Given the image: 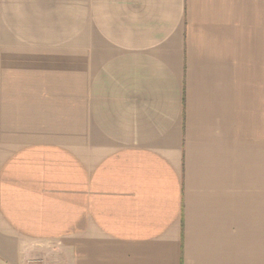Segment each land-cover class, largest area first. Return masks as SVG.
<instances>
[{"label":"crops","instance_id":"obj_1","mask_svg":"<svg viewBox=\"0 0 264 264\" xmlns=\"http://www.w3.org/2000/svg\"><path fill=\"white\" fill-rule=\"evenodd\" d=\"M0 264H264V0H0Z\"/></svg>","mask_w":264,"mask_h":264}]
</instances>
